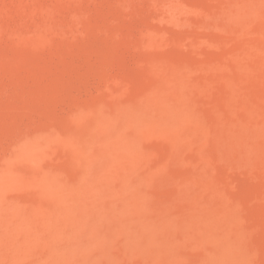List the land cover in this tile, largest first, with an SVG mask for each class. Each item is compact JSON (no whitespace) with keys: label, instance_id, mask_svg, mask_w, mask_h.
<instances>
[{"label":"rangeland","instance_id":"374dc122","mask_svg":"<svg viewBox=\"0 0 264 264\" xmlns=\"http://www.w3.org/2000/svg\"><path fill=\"white\" fill-rule=\"evenodd\" d=\"M241 48L264 0H0V264H264V54Z\"/></svg>","mask_w":264,"mask_h":264},{"label":"bare ground","instance_id":"6f19581e","mask_svg":"<svg viewBox=\"0 0 264 264\" xmlns=\"http://www.w3.org/2000/svg\"><path fill=\"white\" fill-rule=\"evenodd\" d=\"M177 9V8H176ZM175 9V10H176ZM175 10H173V11H175ZM169 11V10H168ZM170 12H168V14H169ZM175 13V12H174ZM173 14V13H172ZM172 14H170L171 16L170 17H172ZM165 15H167V14H165ZM160 31V30H159ZM154 32V31H153ZM155 33V32H154ZM153 34V33H152ZM154 35V34H153ZM241 35V34H240ZM156 36H157V34H156ZM155 36V37H156ZM158 36H160L159 34H158ZM243 37V36H242ZM154 38V37H153ZM240 43V42H239ZM251 45V44H250ZM255 46H253V44H252V46L251 47H256V44H254ZM258 45V44H257ZM261 46V45H260ZM247 47V46H246ZM262 47V46H261ZM247 48H249V47H247ZM257 48H259V47H257ZM254 50H257V49H255V48H253ZM262 49V48H261ZM241 50H242V48H241ZM254 50H252V49H245V50H242L239 54H240V56H238V58H237V56H234L235 58H237V62L238 61H243V60H246V61H248L247 59H245L244 58V56H248V57H250V58H253V59H255L256 58V56H254V55H256V53H260L259 51H254ZM236 51H238V50H236ZM240 51V50H239ZM238 51V52H239ZM263 52V54H264V51H262ZM232 54H233V52H232ZM232 54H231V58H232ZM254 56V57H253ZM258 56H259V54H258ZM258 56H257V58H258ZM247 57V58H248ZM261 57V56H260ZM234 58V59H235ZM243 60H242V59ZM238 59H240V60H238ZM260 59V58H259ZM264 59V58H263ZM232 60V59H231ZM234 61V60H233ZM250 61V60H249ZM252 61V60H251ZM235 62H236V59H235ZM262 62V61H261ZM241 64H243V63H241ZM163 67V66H162ZM161 72V71H160ZM163 72H166V82L168 83V87L170 86L171 87V89H172V91H175L176 93H178V94H180V96L182 95H184V96H186L187 95V93H186V95L184 94V88H182L180 85V83H183L184 84V82H183V80H182V82L180 81L182 78H183V75H182V73H181V71L180 70H174V69H170L169 71L167 70V68H166V70L165 71H163ZM184 79V78H183ZM188 79V78H187ZM186 79V80H187ZM185 80V79H184ZM180 81V82H179ZM187 83V82H186ZM190 82L188 81V83L187 84H189ZM186 84V85H187ZM166 86V85H165ZM183 86V85H182ZM167 87V88H168ZM185 87V86H184ZM187 87H189V86H186L185 88L186 89H188ZM184 89V90H183ZM185 92H187V91H185ZM154 93V92H153ZM175 93V94H176ZM178 94H176V95H178ZM156 95V94H155ZM158 96H160L159 94H158ZM188 97V96H187ZM186 98V97H185ZM234 98V97H233ZM180 99H182L183 100V98L182 97H180ZM187 100V99H186ZM186 100H185V102H186ZM184 102V103H185ZM184 103H182V101H178V103L176 104H174V106H172V114H173V117H174V119H175V121L177 122V124L179 125V126H181V127H184V126H190V127H193V128H196V120H195V117H194V113H192V111L190 110V109H192V108H189L188 107V105L189 104H184ZM192 103V102H191ZM260 108V107H259ZM260 110V109H259ZM80 113V112H79ZM83 113V112H82ZM82 113H81V115H82ZM117 113V112H116ZM123 113V112H122ZM99 114V113H98ZM120 114L121 113H119V115L118 116H120ZM125 114V113H124ZM193 114V115H192ZM121 116H123V115H121ZM131 119V118H130ZM158 119H160L161 120V118L160 117H158ZM173 119V118H172ZM173 119V120H174ZM110 120V119H109ZM127 120V119H126ZM166 120V119H165ZM116 121H117V119H116ZM121 121H122V119H121ZM174 122V121H173ZM115 123V122H114ZM114 123H112V124H114ZM201 123H202V121H201ZM106 125V124H105ZM117 125V124H116ZM122 125H124V123L122 124ZM127 125H129V124H127ZM98 126V125H97ZM130 126V125H129ZM157 126V125H156ZM164 126V125H163ZM124 127H126V126H124ZM123 134V133H122ZM119 138H120V136H118ZM57 138V137H56ZM55 138V139H56ZM127 138V137H126ZM58 139V138H57ZM35 140V139H34ZM42 140V139H41ZM54 140V139H53ZM127 140V139H126ZM57 141V140H56ZM40 142H43V140L42 141H40ZM40 145V143H37V145ZM42 144V143H41ZM30 146H31V143H30ZM36 146V144L34 145V147ZM33 147V149H35ZM28 148V147H27ZM28 149H30V147L28 148ZM27 149V150H28ZM104 151V150H103ZM139 153V152H138ZM106 154H107V152H106ZM130 154V153H129ZM105 155V154H104ZM131 155V154H130ZM135 157H136V155H135ZM144 159V158H143ZM131 161V160H130ZM135 161V160H134ZM139 161V160H138ZM134 163V162H133ZM143 164H141V166H142ZM133 166V165H132ZM132 170V169H131ZM42 175V174H41ZM40 175V176H41ZM44 175H47V174H44ZM9 177H10V175H9ZM46 177V176H45ZM38 178V177H37ZM43 178H44V176H43ZM43 178H41V179H43ZM48 178V177H47ZM57 178H59V177H57ZM41 179H40V181H41ZM51 179V178H50ZM54 179V178H53ZM8 180V179H7ZM45 180V179H44ZM46 180H48V179H46ZM59 180V179H58ZM13 181V180H12ZM11 181V182H12ZM53 181V180H52ZM91 182V181H90ZM46 183V182H45ZM54 183V182H53ZM59 186V185H58ZM60 189V188H59ZM82 197V196H81ZM60 198V197H59ZM84 198V197H83ZM195 203V202H194ZM194 205V204H193ZM92 206V205H91ZM223 208V207H222ZM197 210L199 209V208H196ZM203 209V208H202ZM219 209H221V208H219ZM201 209H199L198 211H200ZM215 210V209H214ZM202 211V210H201ZM200 211V212H201ZM203 211L205 212V209H203ZM203 211L201 212V213H203ZM207 212H211V210H206ZM222 211V210H221ZM212 212H213V210H212ZM215 212L217 213V211H214L213 213L215 214ZM228 212V211H227ZM221 213V215H220V212L218 213V215H219V217L217 216V218H218V225H219V222H222V224L223 223H225V226H224V224H223V226L224 227H227V228H225V229H228L229 230V233L231 232L230 230H231V228L229 229V227H231L230 225L231 224H229V222H230V215H229V213L231 214V212H228V213ZM212 213V214H213ZM211 213L210 214H208L209 215V217H210V215H212ZM214 214H213V216H214ZM207 215V216H208ZM217 215V214H216ZM144 216V215H143ZM220 216H221V218L222 219H219L220 218ZM145 218V217H144ZM147 218V217H146ZM214 219H215V216L213 217ZM235 217H233L232 218V223H233V219H234ZM205 220V218L202 220V221H204ZM208 219H206V221H207ZM211 220H213V219H210V221ZM221 220V221H220ZM208 222H209V220H208ZM213 222V221H212ZM236 222H237V220H236ZM203 223V222H202ZM216 223H217V220H216ZM231 223V222H230ZM210 224V223H209ZM213 224H215V223H213ZM221 223H220V225H222ZM229 225V226H226V225ZM205 225V224H204ZM203 225V226H204ZM235 225H236V223H235ZM201 226V225H200ZM203 226H202V228H203ZM206 226H204V230L206 229L205 228ZM220 227H222V226H220ZM234 228L233 229H235V227L236 226H233ZM208 229V228H207ZM210 229V228H209ZM216 229V228H215ZM218 229H219V227H218ZM221 229V228H220ZM223 229V228H222ZM225 229H223L224 230V232H222V237H220V239H223L221 242H222V245H221V249L223 248L224 249V251H226L228 254H230V256L232 257L233 256V248H232V245L230 246V244H231V242H235V241H233V239H234V236L232 235V234H228V232H227V230L225 231ZM238 229V228H237ZM222 230V231H223ZM208 231V230H207ZM217 232V231H216ZM175 234V233H174ZM235 234V233H234ZM231 235H232V237H231ZM218 236H219V234H218ZM217 239H219V237L217 238ZM173 240V239H172ZM176 240V239H175ZM175 240H173V242L175 241ZM237 240V239H236ZM172 242V243H173ZM216 242H218L217 240H216ZM220 242V243H221ZM81 244V243H80ZM232 244H234V243H232ZM237 244V243H236ZM84 246V245H83ZM85 247V246H84ZM232 249V250H231ZM223 253H225V252H223ZM63 257V256H62ZM66 257H67V255H66ZM235 259H237V258H235ZM233 260H234V258H233ZM233 260H231L228 264H234V262H233ZM239 264V263H238Z\"/></svg>","mask_w":264,"mask_h":264}]
</instances>
